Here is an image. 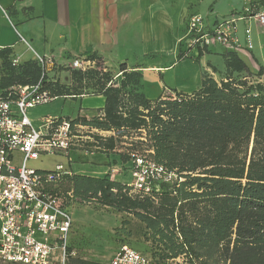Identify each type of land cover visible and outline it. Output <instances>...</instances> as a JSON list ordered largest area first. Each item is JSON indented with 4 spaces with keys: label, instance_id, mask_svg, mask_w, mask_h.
I'll use <instances>...</instances> for the list:
<instances>
[{
    "label": "trees",
    "instance_id": "trees-1",
    "mask_svg": "<svg viewBox=\"0 0 264 264\" xmlns=\"http://www.w3.org/2000/svg\"><path fill=\"white\" fill-rule=\"evenodd\" d=\"M177 45L176 59L184 60ZM10 56L11 50H0V89L38 83L40 66L34 61L12 66ZM222 57L226 78L216 81L203 71L197 90H172L175 97L148 99L140 91L138 67L128 70L125 64L117 84L94 54L86 57L95 60L94 69H71V85L58 80L44 85L59 98L104 97L101 115L73 120L112 133L104 138L92 134L99 153L106 155L123 138H134L154 163L177 175L172 184L160 183L148 194L132 193L107 175H66L61 183L80 200L142 222L164 251L159 260L186 253L199 264H264V84L251 80L254 75L236 52L224 51ZM256 76H264L261 66ZM125 152L119 155L122 162L130 161V152L141 153ZM70 264L103 263L77 258Z\"/></svg>",
    "mask_w": 264,
    "mask_h": 264
},
{
    "label": "built area",
    "instance_id": "built-area-1",
    "mask_svg": "<svg viewBox=\"0 0 264 264\" xmlns=\"http://www.w3.org/2000/svg\"><path fill=\"white\" fill-rule=\"evenodd\" d=\"M244 1L242 9L215 22L201 14L192 15L178 41L182 59H196L200 52L204 55L216 46L239 53L242 47L237 23L252 21L264 27V0ZM244 37L247 49H252L249 27L244 29ZM20 41L24 39L20 37ZM9 59L12 66L18 64L17 59ZM67 62L69 69L82 73L96 67L95 60L86 57L74 56ZM35 63L42 71L38 83L0 89V263L65 264L73 222L70 206L78 198L71 190L63 189L61 183L64 176H71V171L62 164L54 171H40L29 167L28 162L42 156L65 157L74 147L75 128L88 127L59 116H43L38 122L30 117L29 110L59 98L44 87L45 82L58 80L53 58L39 55ZM128 156L134 193L148 194L157 191L160 183L177 180V175L168 173L148 155L130 152ZM112 257L110 264H199L186 253L152 259L128 245L120 247Z\"/></svg>",
    "mask_w": 264,
    "mask_h": 264
},
{
    "label": "crops",
    "instance_id": "crops-1",
    "mask_svg": "<svg viewBox=\"0 0 264 264\" xmlns=\"http://www.w3.org/2000/svg\"><path fill=\"white\" fill-rule=\"evenodd\" d=\"M223 1L226 0H0V50H11V58L17 59L18 64L35 62L36 56L41 55L53 58L54 62L60 65L66 59H71V56L87 57L94 54L110 71H114L113 66L120 67L121 64L132 70L136 60L140 58L148 60L152 55L170 54L171 63L163 67H152L156 69L150 78H142L140 91L148 99L166 95L172 90L190 93L201 86L202 72L210 69L207 66H212L220 72L225 70V60L222 57L224 50L214 52L213 49L219 47L216 46L198 60H177L178 41L184 36L192 15L201 14L209 22H215L245 6L244 0H235L231 1L233 4L230 3L228 7L220 8L219 4ZM236 27L238 41L242 47L237 53L238 57L249 70H258L260 66L264 70V27L252 21L238 22ZM248 27L251 29L253 45L250 50L247 49L244 37V29ZM20 37L25 42L20 41ZM135 47L139 50L136 57L128 58L120 54L121 49L128 51L131 48L134 50ZM63 74L67 75L69 82L60 79ZM120 78L121 74L114 76V81L118 84ZM70 79V72H58V81L61 83L69 84ZM145 91L149 93L146 95ZM89 98L98 100L96 105L91 106L94 109L89 112L91 116L101 115L104 97L83 96L75 98L79 101L80 108L73 117L57 116L75 119L77 115L85 113L83 105ZM110 152L106 155H88L84 151L75 150L71 155L75 156L79 166L75 167L69 162L71 176L104 178L109 171L114 170L112 168L118 166L110 160ZM58 156L61 155L48 157ZM94 161L103 163V166L95 167L92 164ZM120 162L124 166L130 165L129 162ZM86 164H90V167L85 166ZM120 177L122 176L118 175V178H114V175H111L110 179L130 186L132 179L125 181ZM145 231L151 236L146 228ZM155 248V251H159L158 254L154 252L149 256L158 260L159 254L164 251L160 247Z\"/></svg>",
    "mask_w": 264,
    "mask_h": 264
},
{
    "label": "rangeland",
    "instance_id": "rangeland-1",
    "mask_svg": "<svg viewBox=\"0 0 264 264\" xmlns=\"http://www.w3.org/2000/svg\"><path fill=\"white\" fill-rule=\"evenodd\" d=\"M231 1L235 0H226L219 4L220 8H226L230 5ZM233 2L231 4H233ZM224 49L221 47H216L213 49L214 52L223 51ZM138 49L135 47L131 48V50L121 49L120 54H124L128 58L136 57L138 55ZM207 53V52H206ZM72 57V56H71ZM65 59V57H64ZM70 59V58H69ZM63 61L60 65H56V68L53 71L57 70L58 72H70L67 65V61ZM171 59L170 54L166 55H152L149 56L148 60H144L142 58L136 60L135 68L138 67V71L142 74V78H150L153 70H149L152 67H160V66H167ZM56 63V62H55ZM96 64V63H95ZM97 65V64H96ZM209 67V66H207ZM114 71H111V75L118 76L120 75V68L118 66L112 67ZM250 69V68H249ZM205 71V70H204ZM207 72L210 76H212L216 81H220L223 78H226L225 71L214 73L212 72L211 68L208 69ZM251 73L254 75L251 77V80H258L257 70L252 69L250 70ZM236 74H234L235 76ZM264 76L260 77V82L264 83ZM141 78V79H142ZM160 78V77H159ZM263 78V79H262ZM62 81L69 82L66 74H63ZM172 79V78H171ZM143 80V79H142ZM141 80V81H142ZM250 80V81H251ZM162 81V78H160ZM166 81V80H165ZM249 81V82H250ZM71 85V83H69ZM153 90V88H151ZM92 88L86 90L91 91ZM152 90L150 92H152ZM149 92L145 91L147 95ZM166 97L172 96L175 97L173 92H167L165 95ZM158 96L153 97V99L157 98ZM150 99V100H153ZM98 103V100L95 98H89L85 101L83 106L82 113L84 117H80L77 115L75 119L82 120L85 118L87 120L91 119L95 115L91 116V111H93V107ZM80 108L79 101L74 98H57L54 102L49 104L40 105L34 109L29 110L28 114L34 120H40L43 116L49 115H63V116H72L76 114L77 110ZM74 119V120H75ZM92 134H97L100 137H106L112 135L111 133H102V131H98L96 129L90 128H75L74 135L77 136L73 141L74 147H71L68 155L65 157L58 156V157H48L42 156L38 161H30L29 167L36 169V170H46V171H54V167L58 163H63V166L66 169H70L69 162L74 165L75 167L79 166L78 162L76 161L75 156L71 155L74 153L75 150L84 151L88 155L90 153L97 154L99 153V148L97 142L95 141ZM122 145L118 146L116 151H111L113 160L112 163L117 164L118 166L112 168L114 170L109 171L107 176L111 178V175H114V178H118V175L122 180L125 181L132 179L129 172V166L121 165V160L119 159V155L126 153L125 149H134L135 151L141 152L142 154L148 155L147 147L137 142L134 138H123ZM118 150H121L118 152ZM101 154V153H99ZM71 155V156H70ZM70 157V159H68ZM87 160V159H86ZM84 159V161H86ZM90 161V160H89ZM82 162V160H81ZM83 163V162H82ZM130 163V161H129ZM95 167L103 166V163H99L98 161L92 162ZM105 164V163H104ZM85 166L90 167V164H86ZM54 168V169H53ZM53 169V170H51ZM88 169V168H87ZM72 172V170H71ZM125 177V178H124ZM63 187H67L66 185ZM64 189V188H63ZM67 190V188L65 189ZM70 210L72 212V228L69 233L67 239V251H66V262L65 264H70L72 259H84L88 261H96L103 264H110L112 256L118 249L122 246L128 245L129 247L139 251L143 254H147L148 256L155 252L158 254L159 251H155V244L151 240V236L147 235L148 232L145 231V225L140 224L137 219H135L131 215L123 214L117 212L115 209L111 207H105L96 201H88V200H75V202L70 206ZM123 221L125 224L123 225ZM151 258V256H149ZM153 259V258H152ZM0 264H8V263H0Z\"/></svg>",
    "mask_w": 264,
    "mask_h": 264
},
{
    "label": "bare ground",
    "instance_id": "bare-ground-1",
    "mask_svg": "<svg viewBox=\"0 0 264 264\" xmlns=\"http://www.w3.org/2000/svg\"><path fill=\"white\" fill-rule=\"evenodd\" d=\"M156 68H152V69H149V70H155Z\"/></svg>",
    "mask_w": 264,
    "mask_h": 264
}]
</instances>
